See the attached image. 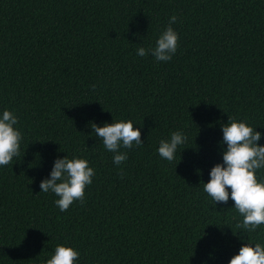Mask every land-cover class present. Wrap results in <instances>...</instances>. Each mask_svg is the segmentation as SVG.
<instances>
[{
    "label": "trees",
    "instance_id": "16d2710c",
    "mask_svg": "<svg viewBox=\"0 0 264 264\" xmlns=\"http://www.w3.org/2000/svg\"><path fill=\"white\" fill-rule=\"evenodd\" d=\"M172 14V59L137 56ZM4 107L23 139L0 167V264H37L59 243L79 264H227L246 234L233 201L214 204L200 182L227 116L264 133V0H0ZM111 119L143 142L120 165L89 127ZM176 129L188 139L175 166L156 148ZM65 154L95 175L61 212L39 181ZM247 235L264 240V224Z\"/></svg>",
    "mask_w": 264,
    "mask_h": 264
},
{
    "label": "clouds",
    "instance_id": "9594fccd",
    "mask_svg": "<svg viewBox=\"0 0 264 264\" xmlns=\"http://www.w3.org/2000/svg\"><path fill=\"white\" fill-rule=\"evenodd\" d=\"M174 23H177L176 14L169 16L153 45L146 48L141 44L135 49V54L139 57L151 55L156 61H170L177 51L179 39L172 27ZM89 122L91 132L101 140L104 149L112 153L115 165L127 160L128 154L121 151L122 148L130 149L143 144L140 128L134 127L131 119H111L110 123L102 122L99 125ZM255 129L245 119L227 116V121L220 124L221 139L217 141L221 146V160L210 167L207 182H200L202 190L214 204L219 202L223 205L229 199L233 201L230 208H234L239 217L236 227L240 231L237 234H246L238 236L240 245L227 264H264V240L247 235L264 224V174H261V170H264V144L258 143L264 133ZM22 139L15 110L7 107L0 109V167L12 163L20 154ZM187 139L182 129L170 131L158 141L156 152L167 162L176 161V166ZM178 149L181 150L177 161ZM94 175V168L85 157L56 156L48 175L39 181V192L54 194L56 198L53 203L63 212L74 201H83L84 189L92 183ZM79 256L78 249L59 243L37 264H79ZM201 264H207V261Z\"/></svg>",
    "mask_w": 264,
    "mask_h": 264
}]
</instances>
